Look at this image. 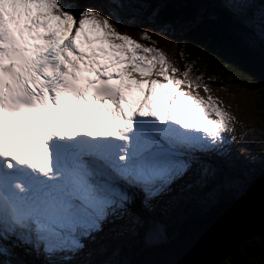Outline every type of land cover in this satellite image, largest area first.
I'll return each mask as SVG.
<instances>
[{"label": "snow or ice", "instance_id": "1", "mask_svg": "<svg viewBox=\"0 0 264 264\" xmlns=\"http://www.w3.org/2000/svg\"><path fill=\"white\" fill-rule=\"evenodd\" d=\"M220 8L251 27L249 4L222 0ZM117 24L74 0H0L3 264H30L14 258L17 249L43 264L69 255L74 264H127L109 258L115 248L162 240L161 210L218 178L198 154L235 140L236 118L210 94H194L209 87L192 63L178 78L160 49ZM90 243L105 258H90Z\"/></svg>", "mask_w": 264, "mask_h": 264}, {"label": "rangeland", "instance_id": "2", "mask_svg": "<svg viewBox=\"0 0 264 264\" xmlns=\"http://www.w3.org/2000/svg\"><path fill=\"white\" fill-rule=\"evenodd\" d=\"M61 2H64V0H61ZM74 2L78 7H80L79 4L82 3L81 7L90 6L103 11L104 14L109 15V18L114 23L117 21V18L123 21L122 25L117 24L119 31L127 33L138 43L146 47L160 49L171 62L172 66L180 69L178 64V51H184V45L168 35L171 34V32L167 30V24L162 26L161 22H158L159 25L155 26L154 21H157L155 17L156 11L146 10L141 4V2H145L144 0L141 2L140 0H74ZM238 2L247 3L251 6L250 24L260 35L261 13L264 12V0H246V2L245 0H238ZM168 3L169 2H165L164 0L163 5ZM162 9L164 10L165 6L164 8L162 7ZM253 12L254 15H251ZM172 14H178L179 16L175 17L183 18V20L190 18V20L193 21L195 19L193 17L194 14L184 16L181 11ZM195 22L192 23L194 25L190 24L191 27H197L196 24L198 22ZM142 31L148 32L151 41L141 37L140 33ZM153 41L155 43H153ZM200 58V60H197L198 64L203 66V63H205L206 68L209 69V71H207L209 75L217 77L216 80L223 77L221 71L214 69L208 63L210 60H204L202 57ZM199 72L202 73L201 70ZM175 75L183 79L181 71L177 72ZM153 77L157 78L155 75ZM159 77L161 79L163 78L161 76ZM226 77H228V81L223 84L217 83V81L213 79L211 83H207L209 87L208 93L201 87L196 89L194 94L195 92H199L205 99H207L210 94L215 99L218 106L230 112L236 118V123L234 124L235 140L229 137L228 141L224 144L229 148L228 152H224L221 147L219 153L223 152L224 157L219 160V164L227 163V159L224 158H232L230 160L234 166L237 164L244 165L246 163V166L256 168L254 162L259 161L258 157L260 155L257 153L254 155L252 148L254 145L257 147V145L264 140V108H258L256 102L261 103L258 105L260 107L263 105V101L260 100V95L257 97L255 90L249 88L250 86L239 87L237 82L233 79L232 73L231 75H226ZM181 88L185 91H193V89L188 88L187 85H181ZM212 118H215L214 114ZM245 133H247V135H245ZM262 163L264 164V159ZM219 164L213 160L208 161V167L217 169L218 178L210 181L203 193L194 199L196 201L195 203L198 205L203 202L205 197L211 199L213 196H217L228 201L225 205L220 207L221 214L217 218L218 223L213 225V227L209 225L212 229H208L207 227L199 229V235H193V237H191V235H184L185 230H187L185 227H189L184 225V222L179 221L174 223L173 227L177 231L175 232V229H172L175 234L173 239L168 243H173L170 247H167V244L156 245L155 241L150 243L151 245H155V247L160 246L161 248L160 250L156 248L158 254L156 257L155 253L156 258H153V260H155L154 264H160L157 259L165 260V264H216V262L217 264H226L230 259L231 264L233 262L235 264H258V262H264V175H258L253 178V185L256 182L261 183V188L254 187V190L251 192L248 191L245 194L246 197H244L245 195H240L244 188L241 185H236L237 180L235 177L237 176L242 181V175H244L248 180H252V173L256 170H247V174L239 172L238 175H235V173L231 172L233 167H230V170H228L226 164L221 167ZM261 173L263 174V172H260V174ZM218 184L222 187L221 194L217 191ZM246 185H248V183ZM231 195H234L232 200H230ZM248 198H250L251 201H249ZM213 200L212 202L215 203L216 201ZM248 201L249 204L253 206L251 209L250 205L247 204ZM213 203H211V200L209 201L210 205ZM209 204L207 206H209ZM235 205L237 207L233 210ZM216 206L218 205L216 204ZM180 208H187V203L182 201L170 208L171 214L169 217L174 218L180 215L182 216L183 213L178 212ZM197 230L198 229L192 231L191 234H194ZM183 235L184 237L179 239ZM238 236L240 237L236 238ZM177 238L179 239L178 241ZM106 239V234H101L97 237L98 242ZM161 242L164 241L161 240L159 243ZM134 243L137 242H134V240L130 241V243H128V248L132 250ZM142 243H144L143 240ZM89 248L93 250V254L90 258H105L96 252V245L90 243ZM256 248H258V250H256ZM146 250H151V248H146L145 251ZM133 252L137 253L135 256H131L132 260L141 253L139 248H136ZM69 259L73 261L71 255H69ZM68 264H74V261Z\"/></svg>", "mask_w": 264, "mask_h": 264}, {"label": "trees", "instance_id": "3", "mask_svg": "<svg viewBox=\"0 0 264 264\" xmlns=\"http://www.w3.org/2000/svg\"><path fill=\"white\" fill-rule=\"evenodd\" d=\"M201 3V0H196ZM164 0H147L146 5L148 8L157 9L156 20L161 22L162 26L167 24V30L171 32L168 34L173 39L178 40L184 45V51L189 57L200 60L202 57L204 60H210L208 63L216 70L222 72L223 77L221 81H228L226 75H231L238 82L247 81L248 86H252L257 93V97L260 95V100L263 101L262 106L260 102H256L258 108H264V42L263 40L253 34L252 32H246L247 29L242 27H233L228 25L225 21L214 20L208 11L199 12V8L196 6V2L192 4L189 0H165L169 2L163 5ZM160 6V7H159ZM165 9L163 10L162 7ZM158 8H160L158 10ZM182 12L184 16L194 14V20L199 19L195 28L190 24L195 22L194 20L178 18V14ZM170 21V23H167ZM176 23V25H173ZM196 23V22H195ZM231 24V20H230ZM159 25V24H158ZM194 25V24H192ZM247 28V27H246ZM203 48V49H202ZM200 55V56H199ZM202 69H206L205 63L201 66ZM214 79L215 76H212ZM220 81V80H218ZM264 155V150L261 152ZM185 216L190 217L192 214L185 212ZM203 213V212H202ZM201 213V214H202ZM174 227H171L169 231L164 233V238L172 239L175 232L172 231ZM258 250V248H256ZM137 252H133L126 256V262L128 263L131 256H135ZM249 253V251H248ZM247 253V254H248ZM264 253V250H263ZM231 260V259H230ZM225 262L231 264V262ZM123 261V259H122ZM232 264H235L234 262ZM241 264V263H237ZM258 264H264L258 262Z\"/></svg>", "mask_w": 264, "mask_h": 264}, {"label": "bare ground", "instance_id": "4", "mask_svg": "<svg viewBox=\"0 0 264 264\" xmlns=\"http://www.w3.org/2000/svg\"><path fill=\"white\" fill-rule=\"evenodd\" d=\"M154 76V75H153ZM151 77V78H154V77ZM157 78H155V79H160L159 78V76H156ZM160 80H162V79H160ZM210 154H215V153H210ZM203 164H205V165H207L208 163L206 162V161H201ZM220 169V168H219ZM231 172H233V173H235V175H237V173H238V168H234V170H232ZM235 179L237 180V184L236 185H241L243 188H244V190H243V192H244V194H243V192H241V196H244L247 192L246 191H249V192H251L252 190H254V187H258V188H261V183H255V185H252V182H251V180H248V185H246L247 183L246 182H244V181H241L237 176L235 177ZM220 184H218V186H217V191H218V193L220 194V191H221V186H219ZM260 185V186H259ZM239 189V188H238ZM251 195V194H250ZM244 197H246V195L244 196ZM249 197V196H248ZM246 199V198H245ZM248 200L249 201H251L250 200V198H248ZM249 201L247 202V204H249ZM217 208H216V210L214 211V212H203L202 214H201V217H204L203 219L201 218V217H196L195 219H191V220H189L188 222L191 224V227L189 228V229H187V230H185V232H184V235L185 236H188V235H191V237H193V235H196V236H198L199 235V233H200V230L199 229H202V228H208V229H212V228H210V226L211 227H213V225H215L216 223H218L217 222V218H218V216L221 214V210L218 208V207H222V204L220 203V202H218L217 203ZM250 205V204H249ZM248 205V206H249ZM235 207H237L236 205L234 206V208H233V210H235ZM253 206H252V204L250 205V209L252 208ZM250 212L252 213V211L250 210ZM194 221H195V223H194ZM208 224V225H207ZM198 225V226H197ZM210 225V226H209ZM209 226V227H208ZM196 229H198L197 230V232H195L194 234H191V232L192 231H194V230H196ZM179 231V230H178ZM181 231V230H180ZM252 233V232H251ZM231 234V233H230ZM184 235L183 236H181L180 237V239L182 238V237H184ZM240 236H238V237H236V238H239ZM233 239H235L234 237H232ZM194 240V239H193ZM174 241V240H173ZM146 252V254H144V255H139L138 257H136V258H134L129 264H154V261L155 260H153V248H151V250H146L145 251ZM226 253V252H225ZM157 254H158V252H156V257H157ZM155 256H154V258H156ZM2 260V259H1ZM153 260V262H151ZM157 261H159L160 262V264H165V260H161V259H157Z\"/></svg>", "mask_w": 264, "mask_h": 264}, {"label": "water", "instance_id": "5", "mask_svg": "<svg viewBox=\"0 0 264 264\" xmlns=\"http://www.w3.org/2000/svg\"><path fill=\"white\" fill-rule=\"evenodd\" d=\"M81 4H82V3H80V6H81ZM193 23H194V22H193ZM263 184H264V181H263ZM186 229H189V228H186ZM179 239H180V238H179ZM179 239L177 238V241H178ZM172 244H173V243H172ZM172 244H167V247H170ZM160 249H161V248L159 247L158 250H160ZM156 252H158L157 249H153V258H154V256H155V253H156ZM144 254H146L145 251L141 253V255H144ZM152 262H153V260H152ZM216 264H217V262H216Z\"/></svg>", "mask_w": 264, "mask_h": 264}]
</instances>
